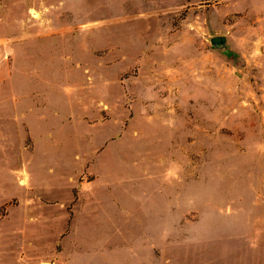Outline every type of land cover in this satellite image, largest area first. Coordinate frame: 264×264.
<instances>
[{"label":"rangeland","instance_id":"obj_1","mask_svg":"<svg viewBox=\"0 0 264 264\" xmlns=\"http://www.w3.org/2000/svg\"><path fill=\"white\" fill-rule=\"evenodd\" d=\"M0 264H264V0H0Z\"/></svg>","mask_w":264,"mask_h":264},{"label":"water","instance_id":"obj_2","mask_svg":"<svg viewBox=\"0 0 264 264\" xmlns=\"http://www.w3.org/2000/svg\"><path fill=\"white\" fill-rule=\"evenodd\" d=\"M210 44L221 51L227 52L226 37L223 35H214L210 39Z\"/></svg>","mask_w":264,"mask_h":264}]
</instances>
